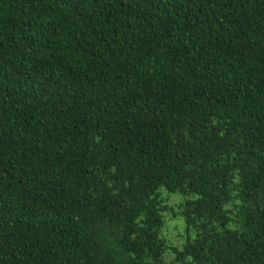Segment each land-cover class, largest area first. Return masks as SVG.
Returning <instances> with one entry per match:
<instances>
[{
	"label": "trees",
	"instance_id": "1",
	"mask_svg": "<svg viewBox=\"0 0 264 264\" xmlns=\"http://www.w3.org/2000/svg\"><path fill=\"white\" fill-rule=\"evenodd\" d=\"M167 250L264 264V0H0V264Z\"/></svg>",
	"mask_w": 264,
	"mask_h": 264
},
{
	"label": "rangeland",
	"instance_id": "2",
	"mask_svg": "<svg viewBox=\"0 0 264 264\" xmlns=\"http://www.w3.org/2000/svg\"><path fill=\"white\" fill-rule=\"evenodd\" d=\"M161 199L162 205L166 206L167 209L163 211L164 223L160 235L167 244L180 249L186 240L184 222L178 214V204L183 200V196L179 193H169L161 189ZM164 259L166 261H174L175 264H181L176 259V253L172 250H167L164 253Z\"/></svg>",
	"mask_w": 264,
	"mask_h": 264
}]
</instances>
